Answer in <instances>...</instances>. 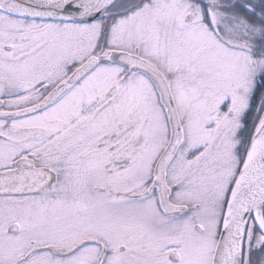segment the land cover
Here are the masks:
<instances>
[{
	"label": "snow or ice",
	"instance_id": "1",
	"mask_svg": "<svg viewBox=\"0 0 264 264\" xmlns=\"http://www.w3.org/2000/svg\"><path fill=\"white\" fill-rule=\"evenodd\" d=\"M0 264H264V0H0Z\"/></svg>",
	"mask_w": 264,
	"mask_h": 264
}]
</instances>
